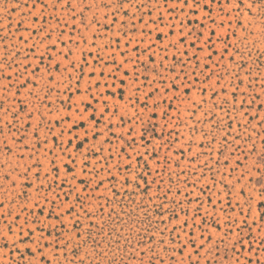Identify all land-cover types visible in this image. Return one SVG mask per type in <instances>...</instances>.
<instances>
[{"label": "rangeland", "instance_id": "rangeland-1", "mask_svg": "<svg viewBox=\"0 0 264 264\" xmlns=\"http://www.w3.org/2000/svg\"><path fill=\"white\" fill-rule=\"evenodd\" d=\"M0 264H264V0H0Z\"/></svg>", "mask_w": 264, "mask_h": 264}]
</instances>
